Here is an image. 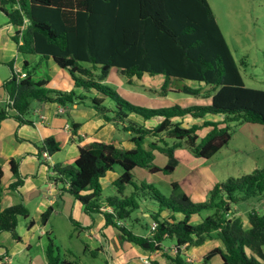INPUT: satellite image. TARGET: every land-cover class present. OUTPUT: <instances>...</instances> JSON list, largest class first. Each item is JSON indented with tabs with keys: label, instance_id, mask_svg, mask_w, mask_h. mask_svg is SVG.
<instances>
[{
	"label": "trees",
	"instance_id": "obj_1",
	"mask_svg": "<svg viewBox=\"0 0 264 264\" xmlns=\"http://www.w3.org/2000/svg\"><path fill=\"white\" fill-rule=\"evenodd\" d=\"M0 11L14 27L11 38L19 54L39 55L40 60L51 58L69 72L75 88L92 94L48 86L49 77L36 79L37 66L29 68L31 64L26 58L22 63L26 75L17 78L13 61H9L6 64L11 75L2 83L8 96L0 102V122L12 118L18 125L31 124L28 115L34 102H53L69 108L74 103L88 101L105 123L129 132L134 144V148L125 149L113 142L83 140L78 136V154L73 166L53 164V174L48 177L54 184L66 181L62 189L80 200L87 214L102 212L104 225L114 226L124 240L144 249H159L172 264H191L185 260L179 245H199L212 236H217L223 246L207 250L200 264H207L214 254L220 256L221 264H264V209H249L248 227L243 226L240 214L232 210V204L238 200L264 198V166L214 183L207 199L201 201L190 200L177 181L171 182L172 193L165 195L152 183L141 181L138 185L133 180L136 168L150 173L172 172L177 163L174 151L181 142L196 157L208 159L231 138L230 122L264 125V90L244 85L207 0H0ZM112 67L127 80L141 78L145 73L162 74L165 77L159 91L162 95L170 90L164 87L167 84L169 87L171 79L196 82L199 86L184 84L176 90L190 96L211 97V102L185 107L135 105L104 82ZM203 85L210 88L203 89ZM106 98L113 106L104 103ZM207 114H220L223 118L203 120L188 127L174 120L184 116L204 118ZM78 127V123H72L74 135ZM205 127L209 129L198 141V132ZM148 138L154 140L147 141ZM166 138L177 141L161 146L158 142ZM59 149V142L53 136L45 137L37 145L38 154L46 151L52 155ZM155 150L167 155V163L162 167L154 164ZM116 164L120 171L112 182L115 193L106 195L102 201L100 177ZM8 166L12 178L6 187L18 191L24 182L19 161L11 157ZM2 176L0 166V189ZM129 183L135 189L126 194L124 189ZM139 187L146 189L158 203L157 209L149 212L156 221L152 234H139L117 223L118 219L126 220L139 206ZM101 204L111 206L112 210H102ZM165 208L170 210L169 216H161ZM205 209L211 211L202 215ZM51 210L50 204L41 212L43 223ZM176 213L181 216L177 217ZM196 214L201 219L192 223L190 218ZM29 215L23 200L0 209V235L7 231L13 240L21 241L18 216ZM71 220L84 229L76 219L71 217ZM33 223L31 218L26 226L29 228ZM167 237L175 240L176 253L163 249L161 242ZM0 247H5L2 242ZM5 253L6 247L1 255ZM44 253L47 264L67 263L60 259L54 238L49 234Z\"/></svg>",
	"mask_w": 264,
	"mask_h": 264
},
{
	"label": "rangeland",
	"instance_id": "obj_2",
	"mask_svg": "<svg viewBox=\"0 0 264 264\" xmlns=\"http://www.w3.org/2000/svg\"><path fill=\"white\" fill-rule=\"evenodd\" d=\"M208 4L217 20L222 34L224 35L234 61L238 66L244 85L264 90V0H208ZM13 32L14 27L8 23V19L5 14L0 11V44L1 39L4 38V48L7 47V42L10 41L12 45H14L10 38V35ZM11 52L13 53L11 58L14 60L17 68H19V70H25L22 67L23 62L21 54L17 53L15 48H13ZM5 53L6 50L0 51L1 55H4ZM23 57L30 61L31 65L29 68L37 66L36 68L41 70L40 72L45 70V66L42 61H40L39 55H23ZM67 73L69 72L67 71ZM10 75L11 70L9 66L7 64H0V84L5 79L9 78ZM104 82L115 89L129 102L135 105L148 106L152 108L165 107L173 103L189 105L186 100L191 97L187 94L176 91H169L167 95H160L157 97L155 95L156 91L152 90L158 88L161 91V87L165 82V77L162 74L149 75L145 73L141 78H132L127 80V77L121 75L116 68L112 67L109 70ZM184 84L195 86L191 81L186 82L184 80L172 79L169 87L177 88ZM167 87L168 84L164 88L168 89L169 87ZM204 87L210 88L209 86L203 85V88ZM150 89L152 90L150 91ZM4 96V89L0 86V102L4 99ZM104 103L108 106H113V102L109 98H106ZM68 107V113L66 114L69 115L65 114V117L70 123L72 120L79 121L85 118V115L81 116L71 114L70 110H73L72 106L69 105ZM79 109L83 110L86 114V112L90 109L89 102L84 101L79 103ZM28 117L30 119L36 118L33 111H30ZM137 119L141 121L140 117H137ZM188 125L189 124L185 121L182 123V126L184 127H188ZM240 125L241 123L238 122H230L228 126L231 138L214 155L204 161H202V158L199 159V157H196L184 142H181L178 147H176L180 149V155L175 157L177 159V163L175 166L176 170L173 172V177L181 179L187 177L184 182L186 184V189L188 191L187 194L190 200L201 201L207 199L211 189L210 183L212 182L216 183L223 181L229 176L248 174L254 169L264 166V148L252 141L250 138L246 137L244 134L245 130L242 129L241 131ZM115 128L113 138L119 141L129 140V132ZM204 134L205 129L198 132V141ZM148 140L154 139L148 138L147 141ZM176 141V139L166 138L164 141L161 140L158 143L163 146L165 142L167 145H172ZM69 144H66L60 150L53 153L50 159L45 160L40 156V163L46 166L50 165L52 161H55L73 166L74 159L70 155ZM184 153H188L191 156H184ZM197 158L198 160L196 161ZM167 159V155L160 150L154 151V164H163L167 161ZM38 164L39 162L36 161L35 168H37ZM114 169L120 171L119 165L116 164L113 167V172L117 173ZM137 171L132 175L133 180L139 185L142 178ZM34 172H36L35 169ZM162 173L169 174L170 172ZM165 174L155 177L153 186L161 193L169 195L172 193V188H168L169 186L166 183ZM36 176L41 179L39 184L40 186L24 191L22 198L16 191H11L6 187H2L0 189V209L10 203H15L20 200H23L24 204L29 208L30 215L28 217L18 216L17 231L19 234H24L28 228L26 223L31 218L34 220L31 227H34L35 224L39 226V228L35 230L34 237H29V241L31 242L29 249L25 248L21 252H16L15 254H12V252L9 251L12 262L11 264H26L29 256H33V258H38L40 256L41 258L47 242V234L54 238L60 259L65 260L67 262L66 264H69L68 262H71L72 264L111 263L109 255H106L107 252L104 248V240L99 241L95 237H88L84 235L83 228L75 225L71 220V216L69 219V217L65 216L62 212L55 211L58 207L59 209L68 208L70 203L69 198H71V200L74 199L72 194L62 189V187L66 185V181H60L58 183V187L60 188L58 191H50V193H48L47 180H49V177H46L43 173L37 174ZM167 177L169 178L171 175ZM181 186L179 185L180 188ZM36 189H40L41 192L35 194ZM134 189V185L129 183L126 185L124 193L129 194ZM194 189L198 192L203 190V192L194 196ZM60 192L61 196L59 195ZM112 193H115V191L112 189L111 185L108 184V182H106V184H102L100 200L102 199L103 201L106 195ZM137 193L139 206L131 211L130 216L125 220V222L134 232L147 234L151 229L152 217L150 215L145 216V213H151L156 210L158 203L154 198L149 196L146 189L139 187L137 189ZM55 195H57L56 201L53 204L51 203L54 210L50 212L48 221L43 224L41 218H39V214H37V211L40 207H44L45 209L47 206H42L44 203H42L41 200L48 196L55 197ZM199 197H202V199ZM258 201L260 200L252 199L249 202L238 200L236 203L232 204V210L235 213L240 214L244 227L249 226L247 212L249 211V208L252 207L250 206L251 204H255L258 211L263 210V204L261 201V204H258ZM210 211L211 209H205L201 212V214L204 215ZM40 228H44L46 232L40 234ZM99 234V238H101V233L99 232ZM9 236V232H2L0 235V241L7 244L9 242ZM39 237L41 238L40 245L36 243V240ZM172 243H175V240L167 237L163 239L162 246L167 247ZM216 262H219L218 254H214L210 257L207 264H216Z\"/></svg>",
	"mask_w": 264,
	"mask_h": 264
},
{
	"label": "crops",
	"instance_id": "obj_3",
	"mask_svg": "<svg viewBox=\"0 0 264 264\" xmlns=\"http://www.w3.org/2000/svg\"><path fill=\"white\" fill-rule=\"evenodd\" d=\"M11 35H10V38H11ZM7 44H8L7 47L4 48V38L1 39L0 51L6 50V53L4 55L0 54V64H6L9 61H13V67L17 68L14 60L11 58L13 55L11 51L13 48H15L14 47L15 43L13 41L14 45H12L10 41V42H7ZM21 59L23 62L25 57L21 55ZM40 61H42L43 65L45 66V70L43 72H40L41 70L36 69L35 70L36 72L34 74V77L36 79H42L48 76L49 80H48L47 85L52 88H56L60 90L75 89L77 93H81V94L83 93L87 96H92V94L89 92L81 91L80 88H75L74 82L70 74L67 73V70L62 69L59 66H57L56 63L51 58L43 59ZM2 83L0 84L1 87H2ZM192 83L195 85V87L199 86L198 83H194V82ZM168 89L170 90H168L165 95H167L169 91L177 92L176 87L175 88L169 87ZM203 89H209V88L204 87ZM151 90L152 89H150V91ZM152 91H156L155 95L157 97L162 95L159 93L160 90L158 88ZM4 94H5L4 99H6L8 95L6 94L5 90H4ZM186 101H188L187 103L189 105H180V104L178 105L183 106V107L190 106V105H196V104L205 105L211 102V97L191 96ZM173 104H176V103H173ZM59 106L60 105L53 103V102H49L47 104H41L38 102H34L32 104L31 111L34 112V116L36 118L31 119L32 121L31 124L18 125L17 122L14 121V119L12 118H8L0 122V166L3 169V176H2L3 186L2 187H6L7 182L11 180L12 178L11 173L9 171V166H8V161L12 157L16 161H19L20 172L21 174L24 175V182L21 186L18 187V191H16L21 196V198L23 196L24 191L28 189L31 190V189H34L40 186L39 184L41 182V179L36 176L37 174L43 173L45 174L46 177H48V174H53V171L51 169L52 167H49L48 165L44 166L39 161V157L41 156V154H38L37 145L40 144L41 141L45 137L53 136L59 142L60 149L66 144L70 143L69 144L70 155L71 157H73V159H75L78 154V144H79L78 136H80L81 137L80 139H83V140L98 139V140H102L106 142H113L116 146L122 147L125 149L134 148V144L133 142L130 141V137H129V140H120V141L113 138V132H114L115 126L111 123H105L102 117L98 115L94 109H91V107L85 114L83 110L79 109V104L74 103L72 105L73 110H70V113L81 115V116L85 115V118L79 121L72 120V122L70 123L65 117V114L68 113L69 108L60 106V108L63 109V112H58L57 109L59 108ZM66 115H69V114H66ZM133 118L138 120L137 116H133ZM222 118H223V115H220V114H207L204 118L196 119L190 116H184L180 118H174V120L181 121V123L185 121L187 124H189L188 126H190L193 123H200L203 120H221ZM74 122L79 124V127L77 128L75 135L73 134V131H72V123ZM240 126H241V131L242 129L245 130L244 134L246 135V137L250 138L252 141H254L259 146L264 148V125L258 124V123L244 122V123H241ZM203 129H205V133H206L209 128L205 127V128H202L201 130ZM179 151H180L179 148L175 149L174 151L175 157L180 155ZM184 156L188 157L191 155H189L188 153H184ZM50 157L51 155H49V158H46V159H50ZM197 160L198 158L196 159V161ZM204 160L206 159H202V161ZM36 161L39 162L37 168H35ZM166 162L163 164H158L157 166L162 167L166 164ZM51 163L53 165L55 163H61V162L52 161ZM61 164L65 165L64 163H61ZM34 169L36 172H34ZM175 170H176V167H174V170L170 172L169 174H165V173H162L161 171L150 173L146 169L136 168L134 169V172L136 171L138 172V174L142 178V181L152 183V184L154 182L155 177H159L161 174H165L166 183L169 186L168 188H172V185H171L172 181H177L180 186L182 185L181 188L187 194L188 191L186 189V184L184 182L187 177L184 179L173 177V174H174L173 172ZM118 172L119 171L115 173L113 172V170L107 171L103 176L100 177L101 186L102 184H106V182H108V184H110L112 189L114 190L112 182L117 177ZM169 175H171V177L168 178L167 176ZM210 184H211L210 187H212L214 185V182ZM47 186H48V193H50V191L59 190L58 185L54 184L51 179L47 180ZM39 192H41L40 189H36L35 194ZM194 192H195L194 196H197V194L200 192H203V190H200L198 192L194 189ZM57 195H55V197H49V196L45 197L43 200H41V202L44 203L42 204V206H48L51 203L53 204L56 201ZM199 198L202 199V197H199ZM69 199H70V203H69L68 208L59 209L58 207L57 210L55 211L62 212L65 216L69 217V219H70V216L71 217L73 216V218L76 219L78 222H80L82 226H85L83 229L84 235L88 237H95L99 241L104 240V248L107 252L106 255L107 256L109 255L112 264H144L142 262V258L144 257H148L151 261V264H154V262L155 264H172L168 262V260L162 255L161 250L144 249L135 243L124 240L119 235L118 230L114 226L110 224L104 225L105 219H104V215L102 212H96L93 215H89L83 210V205L80 200L76 199L75 197L73 200H71V198ZM260 201L263 204V209H264V198H261ZM260 201H258V204H261ZM250 206L256 209L255 204H251ZM105 208L110 209L111 207L105 206V204H101V209L105 210ZM44 210H45L44 207H40V209L37 211V214H39V218H40L41 212ZM53 210H54V207H52L51 211ZM170 213L171 212L168 209L161 210L162 216H169ZM145 214H146L145 216H149V212ZM180 216L181 214L177 213V217H180ZM48 219L49 217L47 218L45 223L48 221ZM200 219H201L200 215L196 214V215L191 216L190 221L192 223H195V222L200 221ZM124 225L127 226V223L125 222V220H124ZM38 228L39 226L37 224H35L34 227L27 228V230L24 232L23 235L20 234L21 241H14L10 236H9V242L7 244L3 243V241H0L8 249V253H9V254L5 253V255H1V253L5 250V247H0V264H11L12 263L9 251H11L12 254L13 253L15 254L16 252H21L25 248L29 249V247L31 246L29 237H34L35 230ZM44 232H46L44 228L39 229L40 234ZM99 232L101 233V238H99V235H100ZM149 233L150 232H148L147 234ZM139 234H144V233H139ZM25 238H27L28 240ZM36 241H37L36 242L37 244L39 245L41 244L40 237ZM173 244L175 243H172L171 245ZM217 245L222 247L223 243L217 236H212L210 238H206L204 242L199 245L186 246L184 249L181 250V252L185 254L186 259L190 258L189 261L191 262V264H200L202 261L203 254L207 250ZM167 247L164 246V250L169 252V250L166 249ZM262 248L264 251V245ZM27 261L28 262L26 264H47L44 251H43V256L41 258L40 256L38 258L36 257L33 258V256H29ZM216 264H221L220 256H219V262L218 263L216 262Z\"/></svg>",
	"mask_w": 264,
	"mask_h": 264
},
{
	"label": "built area",
	"instance_id": "obj_4",
	"mask_svg": "<svg viewBox=\"0 0 264 264\" xmlns=\"http://www.w3.org/2000/svg\"><path fill=\"white\" fill-rule=\"evenodd\" d=\"M24 21H26V20L24 19ZM15 74H16V77H17V78H22V77H25V75H26L25 72H23V71H21V70H19V69H17V68H15ZM57 111H58V112H62L63 109L59 107V108L57 109ZM42 156H43V158H49V155H48V153H47L46 151L42 152ZM109 210H112V209L110 208ZM229 214H230V213H227V215H229ZM117 223H118V224H123V222H122L120 219L117 220ZM155 225H156V222H155V221H152V223H151V232H150V233H152V230L155 228ZM184 247H185V243L179 245V249H183ZM171 250H172L173 252H176V251L178 250V246L175 245V244H173V245L171 246ZM188 259H190V258H188ZM142 261H143L144 264H150V259H149V258L144 257V258L142 259Z\"/></svg>",
	"mask_w": 264,
	"mask_h": 264
},
{
	"label": "clouds",
	"instance_id": "obj_5",
	"mask_svg": "<svg viewBox=\"0 0 264 264\" xmlns=\"http://www.w3.org/2000/svg\"><path fill=\"white\" fill-rule=\"evenodd\" d=\"M13 68H15V67H13ZM14 70V72H15V69H13ZM21 71H23V72H25L24 70H21ZM60 107V106H59ZM63 112V111H62ZM44 152V151H43ZM49 155V154H48ZM41 156H42V153H41ZM43 157V156H42ZM46 159V158H45ZM49 167H52L53 165H52V163H50V165H48ZM109 206V205H108ZM111 207V206H110ZM111 209H112V207H111ZM105 210H109L108 208H105ZM109 211H111V210H109ZM121 220V219H120ZM122 222H123V224H120V225H124V220H121ZM152 221H154V220H152ZM152 221H151V223H152ZM156 222V221H155ZM156 226V225H155ZM154 230V229H153ZM153 230H152V233H153ZM149 232H151V229H150V231ZM152 233H149V234H152ZM162 245V244H161ZM176 245V244H175ZM172 246V245H171ZM171 246H168L166 249H168L169 250V252H173L172 250H171ZM187 245H186V243H185V247H186ZM163 247V246H162ZM184 247V248H185ZM183 248V249H184ZM163 249H164V247H163ZM182 250V249H181ZM177 252V251H176ZM176 252H173V253H176ZM183 253V252H182ZM184 254V253H183ZM146 258H148V257H146ZM184 258H185V254H184ZM143 259V258H142ZM185 260H187V261H189V259H186L185 258ZM143 262V261H142ZM150 264H151V261H150Z\"/></svg>",
	"mask_w": 264,
	"mask_h": 264
}]
</instances>
